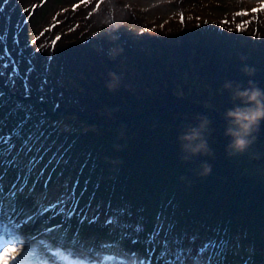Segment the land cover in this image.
Masks as SVG:
<instances>
[{
  "label": "trees",
  "instance_id": "obj_1",
  "mask_svg": "<svg viewBox=\"0 0 264 264\" xmlns=\"http://www.w3.org/2000/svg\"><path fill=\"white\" fill-rule=\"evenodd\" d=\"M153 1L155 7L164 3L162 0ZM165 1L170 5L173 0ZM151 3L152 0L146 4L113 0L111 3L100 5L97 14L92 13L93 20L98 21L96 24L99 23V26L90 29L87 24L83 26V30H87L88 34L96 31L101 38L98 40L94 38L97 40V43L92 45L95 56L90 54L92 59L88 63L83 59L80 67H75L72 61L68 64L71 58L68 42L60 41L53 46L51 54H48L50 58L54 55V58L59 59L58 73L55 72L53 61L52 71L46 70L45 74L43 71L47 66L45 64L47 57L42 62L38 58H33L31 54L32 65L37 70L43 67L40 72L49 77L50 84L63 83L61 78L65 77V85L62 86L68 91H76L79 94L78 101L80 105L82 104L80 109L55 107L49 110L44 96L41 95L43 98L41 99L31 89V94L29 93L28 98L25 99L24 91L21 93L18 91L19 88L13 89L10 84L7 86L0 81V91L5 93V103L0 105V133H8L17 124L19 116L13 114L17 102H23L33 109L25 131L31 134L37 131L36 126H38L40 133L38 140L29 146L31 151L26 150L20 156L19 167L6 169L0 166V178H2V186H5V195L11 190V186L16 184L18 195L21 197L25 195L28 198L30 182L34 176L37 175L39 186L44 187L46 179L58 177L59 173V177L62 175L66 177L70 187L75 189V193H85L82 199V206L85 208L92 199L98 208H102L101 205L105 206L106 203L98 205L96 198L107 191L119 193L122 198H115V194L114 198L122 203L153 205L158 209V218L163 222L169 220L181 223L184 214L187 217L193 216L191 211L206 208V206L200 207L197 203L198 198H192L188 193L192 183L208 187L206 179L203 178L202 164L207 162L211 165V159L215 156L212 152L226 149L227 145L219 136L216 138L218 140L207 141L209 148L210 145H215L214 149L210 148V155L201 154L189 160L182 159L183 153L178 137L189 127L196 125L189 123L185 115L194 113L192 110L197 111L200 109L197 106L200 105L193 101V96H182L175 90L180 84L177 75L183 76L193 55L199 54L200 58L206 61V65L198 68L199 70L209 68L215 70L212 66L214 62L218 63L222 70L232 56H229V48H225L224 43H218L213 35H205V37L201 32L190 29V26L185 29L178 15L176 16L179 25H170L166 22L165 16L160 15L155 19V24L149 23L146 28L145 25L140 27L144 24L141 16ZM91 10L94 12V8ZM185 10L182 8V11ZM85 15L92 17L89 13ZM85 15L82 14L81 17L76 15L70 22L71 27H75L78 21L81 23L87 21ZM66 21L68 22L67 19ZM126 27L129 28L127 31ZM131 28L135 31L130 37L127 36L126 40L122 39L124 37L122 34L132 31ZM255 37V35L251 37L259 47L255 49V53L258 57L256 52L258 49L259 54L262 55L260 56L263 57L264 43ZM120 39L122 40L119 41ZM213 41L215 44L211 47L210 42ZM194 47L198 50H194ZM222 49L224 53L219 57ZM3 58L4 61H9L8 57ZM254 68L262 71V74H258L263 79L264 64L254 65ZM11 72L8 74L19 79L24 90L25 82L28 84L26 77L20 71L13 69ZM138 72L143 74L139 76ZM156 78L158 81H155ZM259 88L264 89V79L259 83ZM85 100L95 101L91 115L85 113L87 111L83 105ZM123 112H126L125 115ZM22 115L24 114L20 113V116ZM63 116H68L67 125H63L64 121L60 119ZM175 119L177 121L173 123ZM185 121L186 123L182 125L181 123ZM14 143L17 144L16 152L19 153L20 142L14 141ZM33 159L35 164L29 171L28 162ZM75 170L77 173L74 175L72 171ZM210 177L213 179L212 174ZM210 192L212 191L206 193ZM222 195L223 197L218 196L214 201L217 206L207 210L208 214L215 212L214 216L203 219V227L210 232V235L208 236L206 232L205 239L200 237L192 247H198L201 241L208 238L215 239L216 236H220L227 237L230 241L229 246H233V249L245 246L250 250V253H246L243 258L252 255V246H258L259 251L263 253L264 241H255L258 237L264 238L261 234V231L264 232V227L260 225L261 220H264L262 208L256 205L247 207L243 203L244 200H240L239 196L230 189ZM219 200L223 204L218 202ZM195 205H198V209ZM110 209L102 208V211L109 214L107 210L110 212ZM53 210L54 208L48 210L47 215L39 223L37 227L40 231L39 238L47 239L45 241H49L48 243L55 241V244H50L70 250L82 246V242L78 239L85 241L83 236H79L84 226V213L63 216L64 211L60 210L59 220L53 217L49 221L54 215ZM106 217L110 219L114 216L111 213ZM97 223L102 222L99 219L91 221L92 226H96ZM236 225L241 227L237 230ZM90 230V228L84 230L87 232L84 236L90 234ZM150 230L153 229H148L147 234L152 232ZM122 232V227H117L114 234H107L106 239L112 241L114 238L117 241ZM236 233L247 238L244 240ZM84 246L89 248L92 246L89 235L83 248ZM103 248L108 250L109 254L116 253L119 255L118 258L123 260L122 250ZM139 251L141 250L136 253L142 254V251ZM156 259L152 260V264L164 263L160 253L156 255ZM164 259L173 260V257L166 255Z\"/></svg>",
  "mask_w": 264,
  "mask_h": 264
},
{
  "label": "rangeland",
  "instance_id": "obj_2",
  "mask_svg": "<svg viewBox=\"0 0 264 264\" xmlns=\"http://www.w3.org/2000/svg\"><path fill=\"white\" fill-rule=\"evenodd\" d=\"M112 1L113 0H103V3L100 5L111 3ZM127 1H130L132 4H137L139 2L146 4L150 0ZM162 1L164 2L163 5L155 7L154 1L152 0V3L148 5V10H144V14L141 16L144 24L140 27L143 25H145V28L148 27V24H153L155 19L160 15L165 16L166 22L170 25H179V20L176 15L181 18L182 13L183 26L185 29L190 26V29L196 30V32L199 33L201 32L204 36L213 35L218 43H224V47H228L230 50L229 56H232V58H229V63L225 64L222 70L221 66H218L216 62L212 65L215 67V70H210V68L208 70H199L198 68L206 65V61L200 58L201 55L199 54L197 56H191L190 64L183 72V76L177 75L180 84L175 88L182 96H193V101H196V103L200 105H196L200 109H197V111L192 110V112H194L192 114L185 115L182 113L186 116L185 118L188 122L197 125L199 123L198 117L206 116L210 121L208 130L205 133L207 141L216 139L220 136L224 143L228 145L230 137L225 135L227 122L224 118V114L228 109L240 102L234 101L231 91L225 89L223 85L226 81H232L234 86L240 85L242 87H249V81H252L254 86L259 87V83L264 79L258 74H262V71L254 68V65L260 66L261 63L264 64V56L261 57L262 55L259 54L258 45L251 39V37L255 35L257 39H261L264 43V11L258 10V6L264 3V0H173L170 5H168L165 0ZM96 3L97 0H91L88 4L81 3V0H0V81L7 86L11 85L10 87L13 89L19 88L18 91L21 93L24 91L25 94V88L24 90L22 89L19 79L8 74L13 69L20 71L26 77L29 93L31 94L32 89L36 96L40 98L41 95L44 96L49 110H53L55 107L80 109L82 104L80 105V101H78L79 94L76 91H68L62 86L65 85V77L61 78V80L63 79V83H58L57 85L50 84L49 77L44 76L40 72L43 67L37 70L32 65L31 54L33 58H38V60L42 62L45 57H47L45 63L47 66L44 68V73L46 70L52 71L53 61L54 67H56L55 72L58 73L59 59L54 58V55L50 58L48 54H51L54 45L63 41L64 43L68 42V50L71 54L68 64H71L72 61L75 67H80L82 66L83 59L88 63L92 59L90 54L95 56V53L92 51V49H94L92 45L95 44V42L97 43L98 38L100 39L101 37L96 31L88 34L87 30H83V26L89 24L88 26L90 29L93 26H99V23L96 24L98 21L93 20V15L97 14V11L93 12V10H91V8L95 9ZM75 5L79 6L75 7L74 10ZM153 7L156 9L154 10ZM182 8L186 9L185 12L182 11ZM26 9L27 11H25ZM241 11L247 12L248 14L234 15ZM87 13H91V15L92 13L94 14L92 17H88L85 15ZM82 14L85 15L87 21L83 23L78 21L75 27H71L70 22L74 20L75 16L81 17ZM126 20L128 21L129 19ZM247 21H250V23H247L246 30H236L237 25ZM152 24L150 27H152ZM53 25L55 26L53 27ZM125 29L127 31L129 28L126 27ZM131 30L132 31L127 34H122V36H124L122 39L126 40L128 38L127 36L130 37L135 29L131 28ZM58 36L59 39H57ZM95 37L97 40L94 39ZM214 44V41L210 42L211 47ZM260 44L261 43H259V45ZM207 45H209V42H207ZM256 48H258L256 51L258 52V57L255 53ZM194 50L198 49L194 47ZM223 53L224 49L220 51L219 57H221ZM3 57H8L9 61H4ZM245 67L254 70L253 74H246L243 71ZM141 74L143 73L138 72L139 76ZM79 77L82 78V76ZM258 79L259 81L257 82ZM155 81H158V78H156ZM83 105L87 109L85 113L91 115L95 106V101L85 100V104ZM125 113L126 112H123V115H125ZM67 118L68 116L60 118L64 121L63 125H67ZM176 121L175 119L173 123H176ZM185 123L186 121L181 124L184 125ZM176 127H178V125H176ZM256 133L255 131L253 132L250 138L252 139V143L242 153L229 155L226 149L214 150L212 152L215 156L214 159H211V171L210 173L204 174L203 177L206 179L209 188L207 186L192 183V187L188 193L190 197L198 198L197 203L200 207L203 208V206H206V208L203 210L191 211L193 216L187 217L184 214L181 223L171 222L169 220L163 222L158 218L159 211L153 205L122 203L115 199H120L122 196L119 193H112V191H107L97 197L96 200L98 205L106 203L105 206L101 205L103 209L108 208L109 210L111 208L110 212L107 210L109 214L112 213L114 216L119 212V224L110 223L113 218L107 219L106 216L109 214L102 211V208H98L96 203L94 204V201L92 206L86 205L85 210L82 208L81 201L77 212H84L86 218L84 219V226L81 228L79 236H83L85 241H81L80 239H78V241L82 242L84 245L89 235L92 245L91 248L85 246L83 248L82 245L73 247L70 250L69 248H63L59 245L52 247L53 245H46L43 240H40V231L37 228L38 224L46 216L47 211L51 210L48 207L41 206L40 202L47 206L53 204L63 209H69L71 205H67L68 197L75 192V189L70 187L64 175L59 177V173L58 177H54L51 180L49 178L46 179L44 187L39 186V179L37 175L34 176L30 182L32 189L30 193L31 198H26L28 201L23 200L17 193V197L26 205L25 214L20 218L21 223L18 224L17 227L24 228L26 232V241H34V243L28 245V258L25 260L24 264H50V262L51 264H75L77 260L81 261L82 264H148L149 260H157L156 255L160 253L158 245L146 243L148 229H154L157 224H160L165 228L163 235H167L168 225H174L175 234L180 235L181 241H183L185 236L190 238L194 234L200 235L199 238L202 237V239H205L207 236L205 234L208 230L203 227V219H206L208 216L212 218L215 213L211 212L208 214L207 210L210 207L215 208L217 206L214 202L215 199L218 196L223 197L222 194L226 193L228 189L239 196L240 200H244L243 203L247 207H251L252 205L261 207V213L264 215V121L260 123ZM214 146L215 145L212 144L210 148L214 149ZM72 173L75 175L77 171H72ZM70 174L71 173H69V176ZM210 174L213 175V179L210 177ZM3 187L5 188V186ZM207 191L212 192L207 194ZM195 195L201 196L198 197ZM79 198L80 193H76L74 196L75 203L78 202ZM233 200L235 201L234 198ZM236 200L239 201L238 199ZM218 202L222 203L220 200ZM72 204H74V202ZM72 207L75 208L74 205H72ZM195 208L198 209V205H195ZM124 210L127 212L126 215L124 214ZM260 210L261 209H259V211ZM53 211V217H57V220H59L58 209ZM29 214L33 217L30 221L28 220ZM96 219H99L102 223H97L96 226H92L91 221ZM141 221L145 228L143 234H136L127 227ZM13 222L15 223V221ZM2 225L3 226L0 227V232L9 228L7 220H4ZM260 225L264 227V220H261ZM117 227H122L123 229L120 238L117 241L114 240V238L112 241L107 240V234H114ZM235 227L238 230L241 226L236 225ZM87 228L91 229L89 232L90 234L84 236V234L87 233L84 230H87ZM207 234L209 236L210 232ZM236 234L240 235L239 233ZM261 234L264 235V232L261 231ZM183 235L184 237H181ZM240 236L244 240L247 238L245 235ZM257 240L264 241V238L260 239V237H258L255 241ZM54 242L55 241L50 243L55 244ZM259 244L261 245V243ZM249 245L251 246V244ZM103 247L112 248L113 250H122L124 253L122 256L123 260L118 258L119 256H111L109 251ZM152 248L156 250L154 251ZM241 248L242 249L239 251L237 248L227 249L224 255L219 257V260L222 259V264H264V252L261 253L258 246H252L253 250L251 251V256L238 258L241 256L244 257L246 253H250V250H247L245 246ZM149 249L151 253L142 258L141 255L148 252ZM138 250H142V254L139 257L134 254ZM263 250L264 249H262V251ZM58 251L65 252L66 256L71 254V258L63 259L56 255ZM176 251V249H173L169 255L175 258ZM238 252H241L240 255ZM197 255L200 254L197 253Z\"/></svg>",
  "mask_w": 264,
  "mask_h": 264
},
{
  "label": "snow or ice",
  "instance_id": "obj_3",
  "mask_svg": "<svg viewBox=\"0 0 264 264\" xmlns=\"http://www.w3.org/2000/svg\"><path fill=\"white\" fill-rule=\"evenodd\" d=\"M91 0H81V3L88 4ZM103 0H97L96 8L94 11L99 10L100 4ZM79 5L74 6L78 7ZM258 10L264 11V3L258 6ZM27 11V9L25 10ZM255 11V10H254ZM247 12L241 11L234 15H247ZM91 15V13H89ZM181 23H183V14L181 13ZM247 23L237 25V31L246 30ZM55 25H53L54 27ZM50 30V29H48ZM59 39V36L57 37ZM25 99L29 96L28 85L25 82ZM5 93L0 91V105H4ZM43 99V98H41ZM14 115L19 116L17 124L8 131V133H0V166L4 168L19 167V158L23 153L31 151L30 145L34 141L38 140L40 135L38 126L37 131L31 134L25 131L27 122L31 119L32 107L26 105L23 102H17L14 105ZM20 113L24 115L20 116ZM14 141L20 142V152H16L17 144ZM29 171L35 164V159L28 162ZM23 191V189H19ZM17 185L13 184L11 190L5 195V189L2 186V178H0V227L4 220L8 221L9 228L0 232V264H24L28 258V245L34 243V241H26V232L23 227L18 228L17 225L21 223V217L25 214L26 205L17 197ZM43 210V209H41ZM125 215L127 214L125 210ZM33 217L29 214L28 220H32ZM15 221V223L13 222ZM110 223H120L119 212L114 215ZM133 230L136 234H143L145 228L143 222H137L135 225L127 226ZM165 231L164 226L157 224L151 233L147 234L146 243L153 245L157 244L160 248V258L164 260V264H220L219 257L224 255V252L228 249L230 241L227 237L221 238L216 236L215 239L208 238L207 240L201 241L198 247L193 248L196 240L200 239L198 235H193L190 238L185 236L183 241L179 234H175V226L168 225L167 235H163ZM175 234V235H174ZM176 249L175 258L173 260L164 259V257ZM199 253L200 255H197ZM56 255L63 259H70L71 254L65 255V252L58 251ZM51 264V262H50ZM75 264H82L81 261L77 260Z\"/></svg>",
  "mask_w": 264,
  "mask_h": 264
},
{
  "label": "clouds",
  "instance_id": "obj_4",
  "mask_svg": "<svg viewBox=\"0 0 264 264\" xmlns=\"http://www.w3.org/2000/svg\"><path fill=\"white\" fill-rule=\"evenodd\" d=\"M243 71L251 75L254 70L245 67ZM223 87L231 91L234 101L240 102L224 114L227 122L225 135L230 137L226 150L229 155H233L242 153L249 147L253 132L258 130L260 123L264 121V89L254 86L252 81H249V87L234 86L232 81H226ZM198 120L196 126L189 127L178 137L183 160H189L196 155L211 154L205 136L210 121L206 116L198 117ZM202 169V174H207L210 173L211 166L204 162Z\"/></svg>",
  "mask_w": 264,
  "mask_h": 264
}]
</instances>
